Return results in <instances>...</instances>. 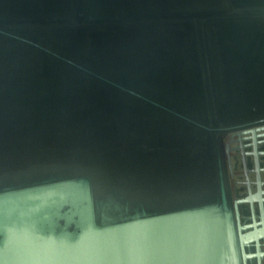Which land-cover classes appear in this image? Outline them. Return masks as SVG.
<instances>
[{"label": "water", "instance_id": "water-1", "mask_svg": "<svg viewBox=\"0 0 264 264\" xmlns=\"http://www.w3.org/2000/svg\"><path fill=\"white\" fill-rule=\"evenodd\" d=\"M0 264H264V0H0Z\"/></svg>", "mask_w": 264, "mask_h": 264}]
</instances>
